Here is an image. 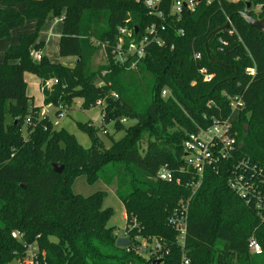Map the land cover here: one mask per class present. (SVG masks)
<instances>
[{
	"label": "trees",
	"instance_id": "16d2710c",
	"mask_svg": "<svg viewBox=\"0 0 264 264\" xmlns=\"http://www.w3.org/2000/svg\"><path fill=\"white\" fill-rule=\"evenodd\" d=\"M243 11V4L203 1L175 28L168 27L166 48L149 47L136 68L127 70L112 59L110 48L96 43L112 46L127 20L141 29L156 21L136 0H0V40L35 22V32L8 47L0 63V264H11L23 250V243L12 238L14 231L27 243L37 240L46 264L158 260L136 251L137 237L162 245V264H179L182 248L169 218L189 200L185 251L192 264H264V213L228 185L242 162L240 172L252 166L264 177V34L237 15ZM230 16L235 33L210 38ZM252 16L264 20V10ZM48 19L62 21L59 53L75 58L73 67L45 56L34 59L33 53L44 49L38 38ZM181 28L184 36L177 33ZM101 49L107 65L93 67L92 57ZM202 68L212 75L210 82L200 75ZM251 68L254 75L247 72ZM26 74L40 80L44 106L56 108V115L72 110L78 99L84 110L102 101L103 127L113 125L124 136L114 140L107 133L106 145L97 137L102 126L79 124L92 141L84 149L74 136L55 131L28 96ZM50 80L56 83L43 88ZM237 95L245 101L234 125L240 148L219 167L207 168L193 194L196 174L183 170V143L214 117H229V96ZM54 166H63L62 174ZM162 168L173 174L172 181L159 179ZM81 175L91 184L102 181L114 188L125 210L128 247L116 246V229L108 226L113 211L103 208V193L72 192ZM251 239L261 246V255L250 253Z\"/></svg>",
	"mask_w": 264,
	"mask_h": 264
},
{
	"label": "built area",
	"instance_id": "2783aa9c",
	"mask_svg": "<svg viewBox=\"0 0 264 264\" xmlns=\"http://www.w3.org/2000/svg\"><path fill=\"white\" fill-rule=\"evenodd\" d=\"M141 3L150 17L156 19L155 22L148 24L142 29L137 25H131L130 20H127L124 25L118 28V38L116 42L110 46L107 44L96 43L101 45L103 50L110 48L112 59L127 70L135 69L137 64L142 60L151 46L166 48L168 46V27L175 28L180 22L185 12L194 13L198 6L203 1L211 4L215 1L227 2L232 4H243L244 11L248 4H251V14H260L264 10V0H136ZM228 21V18H227ZM136 29L138 31L136 32ZM229 35H233L235 30L230 23L229 29L226 31ZM177 33L184 36V30L178 29ZM224 45L225 42L220 40ZM35 60L40 61L43 57L41 51L33 53ZM195 60H201L200 53L194 54ZM251 75L255 74V69L247 70ZM205 82L212 80L207 69L199 70ZM56 81L50 80L45 82L43 88L50 89ZM163 97L168 96V91L162 92ZM229 108L231 114L225 119L214 117L209 125L204 128H199L195 133L190 134L183 143L184 149V166L183 170L193 171L195 181L192 183L193 194L201 186L204 172L207 168L219 167L223 162L227 161L240 148L238 144L237 132L235 131V122L238 120L239 114L245 109V101L242 96H229ZM97 107H102L103 102L98 101ZM62 115V114H60ZM45 119V117H44ZM103 115L101 114V122ZM122 123H126L123 119ZM103 122L101 126L103 127ZM100 127V128H102ZM104 135L108 132L105 127L101 129ZM242 162L238 167H235L233 175L229 177V188L247 204H253L260 213H264V177L260 178L257 174L256 167L248 166L245 173L240 172ZM246 165L244 166V168ZM159 179L162 181H172L173 174L166 168H162L158 173ZM190 200L182 202L179 211L169 218V224L178 234V242L182 248V257L179 264H192L190 258L186 255L185 240L187 235L188 224V209ZM135 223V220H134ZM136 226V224H134ZM12 238L23 243V250L20 255L11 262V264H46L45 254L40 253L37 240L32 243H27L24 239V234L19 231L12 232ZM123 238H127L124 236ZM139 242L136 251L150 259L154 256H159L158 260L163 257L162 245L155 240L149 243L139 237L136 238ZM129 240V239H128ZM130 241V240H129ZM249 250L253 255H261L263 253L261 246L251 239L249 242Z\"/></svg>",
	"mask_w": 264,
	"mask_h": 264
},
{
	"label": "rangeland",
	"instance_id": "374dc122",
	"mask_svg": "<svg viewBox=\"0 0 264 264\" xmlns=\"http://www.w3.org/2000/svg\"><path fill=\"white\" fill-rule=\"evenodd\" d=\"M51 21L53 20L48 19L47 22L43 25L42 29L40 30L42 32L41 36H44V34H49L51 30V24H49V22ZM53 30L56 33H59V31H61V25L59 26L58 23L53 27ZM34 32L35 30L32 29V33ZM10 42H12V39L10 40ZM2 54L3 53L0 47V55ZM3 55L2 57L0 56V63H2L3 61ZM45 56L50 63L67 67H73L76 63L75 58H66L60 56L59 39L56 36L52 37V39L48 42ZM106 61L107 60L104 51L101 49L93 55L92 66L97 67L100 65H107ZM25 81L27 84V94L32 98V102L34 103V105L37 107H43L40 111V117L48 118L55 131H64L67 134L74 136L76 141L82 148L90 149L92 147L91 138L86 132L80 129L79 124H86L88 122H91V125L93 124L94 128H100L101 108L95 107L89 110H84L82 108V100L78 99L75 101V105L72 107V110H62V112L60 113L62 115H56V108L49 105L44 106L43 95L40 90V83L38 79L31 74H26ZM132 124L133 122H129V124L126 125L128 126ZM245 126L248 127V124H245ZM106 131L108 132L109 136L113 137L114 140H119L124 136V132L115 133L113 125H107ZM26 133L27 129L26 127H23L24 136L26 135ZM97 137L103 143L109 145L108 137H106V135H104L101 130L98 131ZM72 192L82 197H89L99 192L103 193V208L112 209L113 211V215L108 222V226L116 229V233L119 238L124 237V231L127 226V221L125 219V210L121 200L115 194L113 187L107 186L102 181H97L91 184L88 182L85 175H81L74 181L72 185Z\"/></svg>",
	"mask_w": 264,
	"mask_h": 264
},
{
	"label": "crops",
	"instance_id": "0c3cea01",
	"mask_svg": "<svg viewBox=\"0 0 264 264\" xmlns=\"http://www.w3.org/2000/svg\"><path fill=\"white\" fill-rule=\"evenodd\" d=\"M12 8L17 10V11H21V10L24 9L23 6H13ZM58 23H59V26L61 25V31H62V21L61 20H53V21L49 22V24H51V26H50L51 30H50L49 34H44V36H41L42 32L40 31L38 42H40V41L44 42V49L42 51L43 56H45V51L47 50V44L52 39V37L56 36L60 40L61 31H59V33H56L53 30V27L55 25H57ZM34 27H35V22L34 21L27 22L23 27H20L18 29L13 30L12 33H11V36L9 38H6L4 40H0V47H1L2 53L4 54L8 47L17 45L18 42H19V38L22 35L31 34L32 33V29L35 30ZM11 39H12V42H10ZM2 55H0V56L2 57ZM3 58H4V55H3ZM38 81L40 83L39 79H38ZM41 89L42 88H41V83H40V90ZM41 92H42V90H41ZM41 108H43V107H41Z\"/></svg>",
	"mask_w": 264,
	"mask_h": 264
},
{
	"label": "water",
	"instance_id": "95a60500",
	"mask_svg": "<svg viewBox=\"0 0 264 264\" xmlns=\"http://www.w3.org/2000/svg\"><path fill=\"white\" fill-rule=\"evenodd\" d=\"M251 4H248L247 5V12H239L237 15L239 16H242L243 18H245L249 24V26L256 30L259 34H264V20H259V19H256L252 16V14L250 13L251 12ZM232 19H233V16H230L228 18V21L220 28L216 29L214 32L211 33L210 35V38L211 37H214L215 35H218V34H221V33H224L226 32L229 27H230V23L232 22ZM138 31V29H136V32ZM206 48V52L207 54H209V49H208V45L206 44L205 46ZM18 123V120L16 121V124ZM245 131L248 130V127L245 126ZM54 171L57 173V174H62V172L64 171V167L61 166V167H57V166H54L53 167ZM22 188H25L24 186H22ZM130 245V241L127 239V238H119L117 240V243H116V246L118 248H126ZM152 264H162V260H156L154 261Z\"/></svg>",
	"mask_w": 264,
	"mask_h": 264
}]
</instances>
